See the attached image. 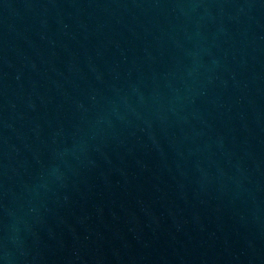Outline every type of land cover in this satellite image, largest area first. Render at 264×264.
Segmentation results:
<instances>
[{
	"label": "water",
	"instance_id": "1",
	"mask_svg": "<svg viewBox=\"0 0 264 264\" xmlns=\"http://www.w3.org/2000/svg\"><path fill=\"white\" fill-rule=\"evenodd\" d=\"M70 264H264V0H28Z\"/></svg>",
	"mask_w": 264,
	"mask_h": 264
}]
</instances>
